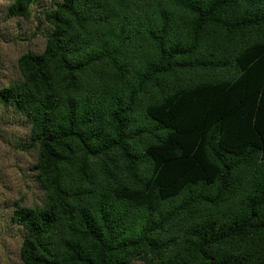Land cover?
<instances>
[{"label": "trees", "instance_id": "obj_1", "mask_svg": "<svg viewBox=\"0 0 264 264\" xmlns=\"http://www.w3.org/2000/svg\"><path fill=\"white\" fill-rule=\"evenodd\" d=\"M50 1L0 88L44 194L19 264H264V0Z\"/></svg>", "mask_w": 264, "mask_h": 264}, {"label": "rangeland", "instance_id": "obj_2", "mask_svg": "<svg viewBox=\"0 0 264 264\" xmlns=\"http://www.w3.org/2000/svg\"><path fill=\"white\" fill-rule=\"evenodd\" d=\"M11 1L0 0V88L19 79L16 60L20 55L42 51L48 29L43 12L53 4L40 0L30 7L26 19L9 18L5 7ZM28 134L29 124L24 118L0 107V264H19L21 231L9 221L13 203L31 208L41 206L44 200L32 170L35 151L16 148L26 142Z\"/></svg>", "mask_w": 264, "mask_h": 264}]
</instances>
